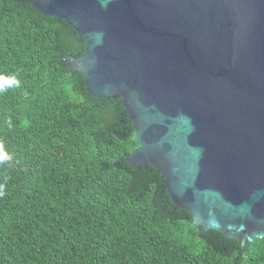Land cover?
<instances>
[{"label": "trees", "instance_id": "16d2710c", "mask_svg": "<svg viewBox=\"0 0 264 264\" xmlns=\"http://www.w3.org/2000/svg\"><path fill=\"white\" fill-rule=\"evenodd\" d=\"M85 48L33 0H0V264H264V238L193 228L161 173L127 162L120 100L63 61Z\"/></svg>", "mask_w": 264, "mask_h": 264}, {"label": "water", "instance_id": "95a60500", "mask_svg": "<svg viewBox=\"0 0 264 264\" xmlns=\"http://www.w3.org/2000/svg\"><path fill=\"white\" fill-rule=\"evenodd\" d=\"M86 48L65 56L120 100L138 148L192 227L264 238V0H33Z\"/></svg>", "mask_w": 264, "mask_h": 264}, {"label": "clouds", "instance_id": "9594fccd", "mask_svg": "<svg viewBox=\"0 0 264 264\" xmlns=\"http://www.w3.org/2000/svg\"><path fill=\"white\" fill-rule=\"evenodd\" d=\"M14 82H15L16 84H19V80H14Z\"/></svg>", "mask_w": 264, "mask_h": 264}]
</instances>
